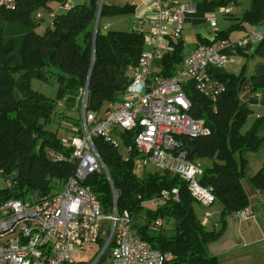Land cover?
I'll return each instance as SVG.
<instances>
[{"label":"trees","instance_id":"1","mask_svg":"<svg viewBox=\"0 0 264 264\" xmlns=\"http://www.w3.org/2000/svg\"><path fill=\"white\" fill-rule=\"evenodd\" d=\"M210 1L223 8L236 6L240 0ZM66 4L67 0H15L11 10L0 7V175L3 181L11 182L10 188L0 187V204L8 199L24 201L31 195L48 197L58 192L73 169L68 161L73 149L69 138L80 133V118L71 122L58 111L62 103L33 90L31 80L51 78L65 92L74 90L79 103L80 90L86 86V111L102 115L110 109L109 105L121 100L127 85L117 82L114 70L129 63L126 58H133L143 47V32L107 30L102 25L107 18L130 14L131 6L99 7V0H88L55 10ZM48 16V25L38 33L39 23ZM237 21L233 27L246 24L254 29L264 24V0H252ZM231 30L229 27L218 32L214 41L228 40ZM171 44L173 51L161 60L159 75L163 77L172 76L184 58L182 40ZM199 44L212 43L202 40ZM251 56L264 59V41L258 43ZM54 67L73 79L54 75ZM208 73L225 87L215 103L198 94L190 82L183 90L190 103L188 116L203 120L209 134L179 140L186 149L192 148L187 149L189 159L205 161L198 182L211 188L221 206L219 221L211 229L196 217L194 199L177 176L154 167L137 175L134 161L140 153L133 144L137 129L114 130L119 148L111 147L101 137L92 138L111 180L117 213L127 211L133 231L153 248L171 255L165 264H219L209 245L221 238L229 217L249 206L253 193L264 192V162L255 174L246 176L247 153L264 148V137L256 135L264 118H257L242 131L252 112L240 98L246 79L250 81V93L264 91V76H246L244 70L226 73L212 67ZM51 125L53 129L49 128ZM49 153L61 155L62 159L55 161ZM123 155H127V161L122 160ZM243 179L247 187L242 184ZM83 186L96 196L102 213L107 215L112 197L105 175L90 174ZM172 188L178 190V202H148L161 190ZM157 219L161 220L160 225L154 224Z\"/></svg>","mask_w":264,"mask_h":264},{"label":"built area","instance_id":"2","mask_svg":"<svg viewBox=\"0 0 264 264\" xmlns=\"http://www.w3.org/2000/svg\"><path fill=\"white\" fill-rule=\"evenodd\" d=\"M0 7L11 10L15 0H0ZM192 10L185 3L151 0L146 15L149 28L143 35V45L151 50H141L136 64L127 68L123 96L116 104L109 105V110L102 115L86 111V86L80 90V133L69 138L73 147L68 159L73 164L72 172L61 189L48 197L31 195L24 201L8 199L0 204V264H75L73 254L102 241L103 249L91 264H98L105 250L109 252L110 264H165L172 258L133 231L127 211L117 213L111 180L92 143L93 137H101L111 147L119 148V140L113 135L115 129L138 130L133 139L134 148L140 153L134 161L136 167L145 169L151 165L167 171L185 183L188 193L199 204L210 207L214 203L211 188L198 182L202 164L188 158V150L179 140L209 134L203 120L188 116L190 103L183 87L190 82L198 94L215 103L225 87L209 75V68L224 67L227 62L224 49L252 51L264 41V32L256 27L234 42L222 40L196 45L172 76L163 77L151 69L152 61L162 60L164 54L173 51L171 43L181 40L185 15ZM220 11L228 13L230 6ZM39 17L41 13L37 14ZM206 20L211 27L216 26L213 15ZM49 156L55 161L62 159L53 153ZM127 159V155L122 156L123 161ZM93 173H103L111 189L112 206L108 215L102 213L91 190L83 186L86 177ZM4 186L10 188L11 182L4 180ZM178 200V190L172 188L161 190L148 202L160 205ZM209 217L210 213H205L201 224L206 225ZM235 218L239 223L252 219L251 207L238 211ZM154 224L160 225L161 220ZM10 235L13 238L6 239Z\"/></svg>","mask_w":264,"mask_h":264},{"label":"crops","instance_id":"3","mask_svg":"<svg viewBox=\"0 0 264 264\" xmlns=\"http://www.w3.org/2000/svg\"><path fill=\"white\" fill-rule=\"evenodd\" d=\"M87 1L88 0H67V4L65 6H57L55 7V10H64L67 7L80 5ZM172 1L177 3L180 2V0ZM99 2L106 6L122 7L124 5H129L133 9L130 14L105 19L102 22V25H105L107 30H139L143 33L148 31L149 24L146 19V15L149 11L151 0H99ZM181 3L189 4L193 7V10L186 13L184 18L181 37L183 42V57L194 49L202 40H207L211 43L222 41L214 40L218 32L222 30L227 31L228 28H218L217 19L216 26L211 27L209 22L206 20V17L210 15H213L216 18V12L218 11V13H221L220 7L216 6L210 0H190L188 2ZM230 7L235 6L230 5ZM231 12L232 8H230L228 13L223 14L229 15V19L233 20V24L230 25V27H232L231 31H236L237 33H235V37L231 38V34L229 35V32L226 38L228 40L243 37L252 29V27L246 24H239L237 27H233L234 24L236 25L238 18L243 12H241L238 16H231ZM50 18L51 17L48 16L49 21ZM206 24H208V28L205 27ZM122 27H130V30H128V28L125 30ZM257 30L264 32V24L258 26ZM257 45L258 44L255 45L252 51L236 50L233 52L229 49H224L223 52L227 56V62L222 68L223 71L226 73L238 74L241 70H244V74L246 76H264V59L251 56ZM142 50L149 51L151 50V47L143 45ZM139 51L140 50L137 51V54ZM137 54L133 58H126L129 63L122 65L118 70H114L118 83H125L128 81L127 68L136 64ZM151 69L154 72L159 73L162 69L161 60L155 58L152 61ZM249 84V79H246L241 87L240 98L251 110V115H253L251 117L254 122L257 118H264V91L259 93H250L248 90ZM256 135L260 138L264 137V120L259 123ZM262 200H264V193L262 192L256 191L251 195L249 207H251L254 215L253 223L248 222L247 225L243 224L241 227L242 232L240 231L239 237H230L233 223L236 221L234 215L232 217L233 220L231 217L227 219L228 228L226 227L227 230H225L221 238L215 243L209 245L210 253L218 257L219 264H229L230 260H235V264H244V262H250L251 264H264V213L257 212V215L254 213L255 205L257 206V203ZM85 250L86 249L83 251ZM83 251L75 254L82 253ZM74 262L75 264H83V262H76L75 260Z\"/></svg>","mask_w":264,"mask_h":264},{"label":"rangeland","instance_id":"4","mask_svg":"<svg viewBox=\"0 0 264 264\" xmlns=\"http://www.w3.org/2000/svg\"><path fill=\"white\" fill-rule=\"evenodd\" d=\"M188 1H190V0H183V1L180 0V2H178V3L188 2ZM251 1L252 0H240L238 5H236L235 7H230V8H232V12L230 15L231 16H238L241 12H243L245 9L250 7ZM215 16L217 19L218 28H220V29H225V28L227 29L230 27L231 24H233V20L229 19V15H224L223 12L218 13V11H217ZM48 22H49L48 17H45L39 23V26L37 28V32L42 33L44 28L48 25ZM207 25L208 24H206L205 27L208 28ZM122 28L125 30L128 28V30H130V27H122ZM235 33H237V32L236 31H230L229 35L231 34V38L235 37L234 36ZM236 39H238V38L230 39V40H231V42H234ZM31 88L33 90L47 96V97L54 98V99L58 100L59 102H61L62 107L59 108L58 111L64 113V115L68 116L71 119V122L73 120L81 118L80 103H79V100L77 98V93L74 90L69 89L67 92H65L64 88L60 84L51 80V78H49L47 81L46 80H40V79H32L31 80ZM251 116H253V115H250L247 118L245 124L243 125V127L241 129L242 131L247 130L249 128V126L251 125V122H252ZM49 128L53 129L54 126L51 125ZM246 158L248 161L246 176L250 177L257 172V170L262 165V161H264V148H259L256 152L247 153ZM199 162L202 165L205 164L204 160H199ZM152 168L153 167L151 165H147L145 167V170L152 169ZM141 172L144 173L143 169L141 167H137V169H136V173H138L137 175H140ZM245 182H246V180L243 179L242 184L244 186H246ZM0 187H4V181H3L2 175H0ZM60 189L61 188L58 187L57 191H59ZM262 193H264V192H262ZM193 207H194L195 215L200 220V222L202 221L203 215L205 213H207V212L210 213V217H209L208 222L206 224L207 229H211L214 222H215L214 223L215 225L218 223L219 211L221 210V206L216 201H214V203L210 207H204L201 204H199L196 200H194ZM257 212L264 213V200L258 202L257 206L255 205V209H254L255 215H257ZM110 213H111V211H109L107 213V215ZM253 217H254V215H253ZM248 222L253 223V218L249 219V221H246V222L242 221L241 222L242 224L235 221V223H233V226L231 229L230 237L231 236H234L233 238L239 237L242 225L243 224L247 225ZM11 238H13V235L8 236L6 239L9 240ZM103 246H104L103 241H102V243L92 244V245L88 246L86 248V250L83 251L82 253H78L75 255L73 254V259L76 262H83V264H91L100 255V253L103 249ZM110 261H111V259L109 257V252H108L105 256L102 257V259L100 260V262L98 264H110ZM235 262H236L235 260H230L229 264H235ZM244 264H251V263L250 262H244Z\"/></svg>","mask_w":264,"mask_h":264},{"label":"water","instance_id":"5","mask_svg":"<svg viewBox=\"0 0 264 264\" xmlns=\"http://www.w3.org/2000/svg\"><path fill=\"white\" fill-rule=\"evenodd\" d=\"M100 5H101V2H99V7H100ZM96 24H97V22H96ZM51 70H52V73L54 75L59 76V77H62L65 80H72L73 79L71 76H69L68 74H66L63 71H61L58 67H54ZM187 149L189 151H192V148H190L189 146L187 147Z\"/></svg>","mask_w":264,"mask_h":264}]
</instances>
